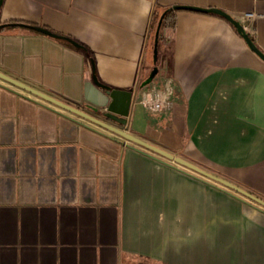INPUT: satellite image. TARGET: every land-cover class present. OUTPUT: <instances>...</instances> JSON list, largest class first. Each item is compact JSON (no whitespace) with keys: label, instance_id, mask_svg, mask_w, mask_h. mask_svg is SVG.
Returning a JSON list of instances; mask_svg holds the SVG:
<instances>
[{"label":"crops","instance_id":"0c3cea01","mask_svg":"<svg viewBox=\"0 0 264 264\" xmlns=\"http://www.w3.org/2000/svg\"><path fill=\"white\" fill-rule=\"evenodd\" d=\"M173 6L253 13L264 53V0H3L0 26L33 23L80 47L10 23L0 72L81 109L103 104L92 64L102 84L134 90L154 13ZM159 47L172 107L136 103L126 130L264 200V62L227 21L192 11ZM141 262L264 264V209L0 79V264Z\"/></svg>","mask_w":264,"mask_h":264},{"label":"water","instance_id":"95a60500","mask_svg":"<svg viewBox=\"0 0 264 264\" xmlns=\"http://www.w3.org/2000/svg\"><path fill=\"white\" fill-rule=\"evenodd\" d=\"M2 0H0L1 3ZM174 11H192L202 14H211L215 16H219L225 21H227L236 31V33L241 37V39L244 41L248 49L256 55L262 62H264V53L257 47V45L252 41L250 38L247 30L243 26V24L234 19L232 16L227 14L226 12L217 9V8H200V7H193V6H173L171 8ZM163 15L160 16L155 32H154V38H153V51H152V63L153 68L150 71L148 77L143 80L139 87L143 88L151 84L154 77L157 74V58H158V38H159V29L160 24L162 21ZM3 27V25L0 26V28ZM36 31L43 33L45 35L58 38L55 34H53L50 31H47L43 28H35ZM69 43H71L73 46L80 47L79 44L74 42L71 39H66ZM0 79L16 86L17 88H20L21 90L27 91L30 94H33L40 99L58 107L62 110H65L67 112H70L71 114H74L75 116H78L120 138L125 140L128 143V146L132 148L133 150L150 157L156 161H159L161 163H164L166 165H170V163H173L182 169H186L190 172H193L197 175H201L203 177L208 178L212 182L218 184L220 187L224 188L225 191L230 194L231 196L240 199V197L248 199L253 201L255 204L259 205L264 209V200L257 198L256 196L250 194L249 192L239 188L238 186L219 178L218 176H215L213 174H210L209 172H206L205 170L199 168L198 166L180 158L177 156H174L170 152L161 149L151 143L146 142L145 140L138 138L134 136L133 134L129 133L126 130V124L127 119L130 114V111L133 107V90H120V89H113L109 86H106L98 81L97 77L94 73V67L92 64V81L93 84L103 90L105 96H106V102L103 104L98 105H85L84 109H81L79 107H75L72 105H69L67 103H64L52 96H49L43 92H40L22 82L19 80H16L14 78H11L3 73L0 72ZM231 192L237 193L240 197L234 195Z\"/></svg>","mask_w":264,"mask_h":264},{"label":"built area","instance_id":"2783aa9c","mask_svg":"<svg viewBox=\"0 0 264 264\" xmlns=\"http://www.w3.org/2000/svg\"><path fill=\"white\" fill-rule=\"evenodd\" d=\"M253 17V13H245L242 24ZM244 27L247 30V27ZM172 97L173 88L169 82H165L161 87L150 84L143 88L136 86L133 90V105L138 103L149 113L159 114L170 110L173 104Z\"/></svg>","mask_w":264,"mask_h":264},{"label":"trees","instance_id":"16d2710c","mask_svg":"<svg viewBox=\"0 0 264 264\" xmlns=\"http://www.w3.org/2000/svg\"><path fill=\"white\" fill-rule=\"evenodd\" d=\"M2 4H3V0L0 3V11H1V8H2ZM176 13H177V11H174L171 8H165V9L161 10L160 12H155L154 13L153 21H152V24H151L150 36H149L150 39H149L148 49H147L148 56L152 57L154 32H155V29H156V26H157V23H158V20H159L160 16L163 15L162 21H161V24H160V29H159L158 52H159V49H160L159 40H160V38L162 36V33L173 28V26L175 24ZM208 15H211V14H208ZM211 16H215V15H211ZM215 17H219V16H215ZM219 18H221V17H219ZM10 23H18L19 25L26 26V27L30 28L31 30H34V31H36L35 28H43V29H46L47 31L52 32L51 30H49V29H47V28H45L43 26H39V25H36V24H33V23H29V22L12 21V22L3 23L2 25H3V27H5V26L10 25ZM243 26H246V24H243ZM3 27H1V28H3ZM233 30L235 31L234 28H233ZM36 32H38V31H36ZM52 33L55 34L56 36H58L59 39L68 42L66 40V39H69L67 36H63V35L55 33V32H52ZM248 34H249L250 38L252 39V41L255 43V40H254V37L252 36V34H250V32H248ZM138 264H146V263L145 262H141V263H138Z\"/></svg>","mask_w":264,"mask_h":264},{"label":"rangeland","instance_id":"374dc122","mask_svg":"<svg viewBox=\"0 0 264 264\" xmlns=\"http://www.w3.org/2000/svg\"><path fill=\"white\" fill-rule=\"evenodd\" d=\"M158 64H160V60H159V62H158ZM148 72L150 73V71H151V68H152V61L151 60H149V64H148ZM157 76L155 77V79L151 82V84L150 85H153V86H156V87H161L164 83H156V80H157ZM138 108H139V106H138Z\"/></svg>","mask_w":264,"mask_h":264}]
</instances>
